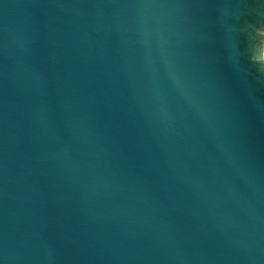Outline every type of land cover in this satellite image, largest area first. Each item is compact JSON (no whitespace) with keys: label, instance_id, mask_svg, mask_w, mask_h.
Instances as JSON below:
<instances>
[{"label":"water","instance_id":"water-1","mask_svg":"<svg viewBox=\"0 0 264 264\" xmlns=\"http://www.w3.org/2000/svg\"><path fill=\"white\" fill-rule=\"evenodd\" d=\"M264 0H0V264H264Z\"/></svg>","mask_w":264,"mask_h":264},{"label":"rangeland","instance_id":"rangeland-1","mask_svg":"<svg viewBox=\"0 0 264 264\" xmlns=\"http://www.w3.org/2000/svg\"><path fill=\"white\" fill-rule=\"evenodd\" d=\"M261 64L264 66V39H263V45H262V58H261Z\"/></svg>","mask_w":264,"mask_h":264}]
</instances>
